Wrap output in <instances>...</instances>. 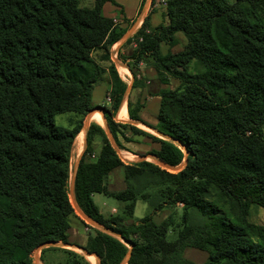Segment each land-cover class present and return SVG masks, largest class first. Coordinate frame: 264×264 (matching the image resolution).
Listing matches in <instances>:
<instances>
[{"label": "trees", "instance_id": "obj_1", "mask_svg": "<svg viewBox=\"0 0 264 264\" xmlns=\"http://www.w3.org/2000/svg\"><path fill=\"white\" fill-rule=\"evenodd\" d=\"M109 1L81 8L78 0H0V264H32L40 245L69 244L78 221L67 190L71 151L105 72L92 54L104 51L109 61L124 34L102 15ZM164 14L166 24L155 28L144 19L131 60L148 57L161 82L178 81L159 92L155 130L167 139L152 137L159 148L149 154L172 168L187 162L175 173L147 161L124 165L103 130L90 124L74 200L122 241L92 229L84 249L99 264H122L128 253L126 264H195L183 258L187 248L207 254L202 264H264V226L247 219L251 205L264 207V0H167ZM178 33L183 49L163 55L161 44L176 46ZM108 73L110 108L101 109L117 144L109 113L118 110L125 85L114 65ZM128 109L139 121L138 106ZM69 113L78 121L55 125L57 115ZM94 137L100 148L87 161ZM116 168L126 188L111 192L107 176ZM94 194L124 203L122 214L101 215ZM139 200L152 213L130 224ZM177 205L179 218L170 213L154 222L153 215ZM46 250H62L66 264H89L67 250Z\"/></svg>", "mask_w": 264, "mask_h": 264}, {"label": "crops", "instance_id": "obj_2", "mask_svg": "<svg viewBox=\"0 0 264 264\" xmlns=\"http://www.w3.org/2000/svg\"><path fill=\"white\" fill-rule=\"evenodd\" d=\"M126 2V0H124ZM135 0L133 9L129 12L125 6V4L119 2L118 0H110L109 2L105 3L102 7V15L106 18H110L113 20H116V25L120 29L124 30V32L127 31V27L130 26V24L134 25L131 28H134V33L137 31L142 23L144 22V19L148 16L149 17V26L151 28H155L159 25H164L166 24L167 20L164 14V4L167 0ZM151 3V4H150ZM122 19V20H119ZM120 21H122L120 23ZM121 40V39H120ZM119 40V41H120ZM117 42L114 44L110 49H109V61H104L103 56L104 52L102 51H95L92 56L95 59V61L104 69V74L100 80L92 89L91 91V106L93 107L92 110L87 114L86 121L88 122V126L83 125L81 128V131L79 134L76 136L74 143H73V149L71 151V156L74 153L75 156L77 157V160H79L84 152V150L87 147L86 143V137L88 133V129L90 124H95L99 126L100 128L106 130L108 128L107 125V119L104 115V111L101 109L102 107H107L110 108V101L107 96H109L110 92V79H109V73H108V67L112 64L114 65L117 74L122 81V83L125 85L126 92L125 94L122 95L121 103L118 108V110L114 114H110L112 122L115 124H126L128 126L135 127L140 131L142 134H135L133 137L132 141L130 139H125L127 133L123 131V133H120L121 131L116 130L115 131V138L118 143L115 144L117 145V150L113 147V141L109 140V143L111 144L112 148L116 151L117 156L119 157L120 161L124 165H128L131 163H137V162H142V161H147L148 158H154L153 155L149 154L152 151H157L159 146L156 142L152 140V137L156 139H164L160 133H158L155 130V127L157 126V116L162 104V99L159 96L160 90L163 89H172V82H176L175 88L178 86V81L175 79H172L170 77L166 78V83L164 84L163 82H158V72L154 68L153 60H150V64L144 62L141 60L138 62V70L141 71V74L146 81V83H154L155 84V92H149L146 87H133V83L135 82V77L131 74V72L128 69L127 62L128 60H121V56L128 50L124 42ZM170 46L167 44H161V52L163 50V55L166 54L167 52L165 49H169ZM173 50V49H171ZM171 53H175L170 51ZM178 52V51H177ZM113 57L116 58V62L113 61ZM148 58V57H145ZM124 63V64H123ZM123 65H125L123 67ZM127 66V67H126ZM136 69V67H135ZM138 78V77H137ZM131 89L128 91L127 88ZM128 104L130 105V108L133 110L134 107L138 106V109L136 111V114L139 118V121H134L131 120L128 116ZM122 110L125 111V117L120 118V113ZM98 111V112H97ZM95 113H98L100 115V120L97 121L95 118H92L91 116ZM90 114V115H89ZM145 125H149L155 130L156 136L147 133L146 131L140 129L139 127L142 126L145 127ZM109 132V131H108ZM82 133V142H78V136ZM110 134V132H109ZM131 134L129 133V136ZM111 137V135H110ZM124 137V138H123ZM125 139L126 142L123 140ZM75 146V148H74ZM91 148L93 149L92 154H88L85 158L87 161L89 160H94L98 151H99V143L97 140H93ZM150 155V156H149ZM139 157L140 161H134ZM156 159V158H154ZM148 162V161H147ZM151 163V162H150ZM107 188L111 192H118V191H123L126 188V184L124 182L123 178V171L121 168H116L112 170L108 176H107ZM96 195H101V194H94L92 195V200L94 203V199ZM109 198V197H108ZM140 201V200H139ZM138 202V201H137ZM136 202V204H137ZM122 203V202H121ZM95 204V203H94ZM123 205L117 206V208L113 205H111V209L107 210V207L104 209L99 208L97 205V209L99 210V213L103 215L104 217H110V216H117L121 215L123 212L124 208V203ZM136 204L134 206V211L133 215L131 218L127 219L126 221L128 223H135L133 222V216L136 210ZM105 205H102V207ZM167 209L168 208H164ZM163 209V210H164ZM161 210V211H163ZM160 211V212H161ZM157 214V213H156ZM153 215V220L154 216ZM169 213L165 211L163 212L160 216V220L162 217H167ZM78 223V222H76ZM157 223V222H156ZM91 228V227H90ZM91 229H96L97 228H91ZM80 231L83 233L85 232V228H83L82 225L80 224H73L71 223V227L68 231V242L69 244L73 245H79V247H85L87 239L90 235H86L83 239L80 237ZM100 231V230H99ZM86 234V233H84ZM189 249V248H187ZM185 249V250H187ZM184 250V251H185ZM183 251V255H184ZM198 251V250H197ZM201 252V251H200ZM207 256V254H206ZM204 256L203 259H206L207 257ZM88 258V256H87ZM90 258V256H89ZM90 261V260H89ZM206 260H204L205 262ZM92 263V261H90ZM99 262V260H98ZM96 263V262H95ZM94 264V263H93Z\"/></svg>", "mask_w": 264, "mask_h": 264}, {"label": "rangeland", "instance_id": "obj_3", "mask_svg": "<svg viewBox=\"0 0 264 264\" xmlns=\"http://www.w3.org/2000/svg\"><path fill=\"white\" fill-rule=\"evenodd\" d=\"M78 1H79V6L81 8H92L93 7L94 0H78ZM118 1L123 3V4H125V6H126V8H127V10L129 12L133 9L134 2H135V0H126V2L124 0H118ZM119 20H122V19H119ZM121 22L122 21H120V23ZM133 26L134 25L130 24V26L126 28L127 31L124 32L123 36L121 37V40L119 41V42L123 41L124 44L127 46L125 48L128 49L120 58H121V60H128V62H127L128 69L131 72V74L133 75V77H135V82L133 83V87H137V86L141 87V88L142 87H146V89H148V91L152 93V92L156 91L155 87H154L155 84L154 83H146V81L144 80V78H143V76L141 74V71L138 70V67H139L138 63H135V62H133L131 60V55L134 52V50H136L137 43H140V41H141L140 39L135 37L134 34L138 30L135 31V33H134V28H131ZM177 39H178V44L176 46H174V47H170L169 49H165L166 52L167 51L168 52L172 51V52L177 53V51L179 52V51H181L183 49L184 44H185V39H184L183 35L181 33H178L177 34ZM171 49H173V50H171ZM102 52H104V51H102ZM161 53H163V50H162ZM150 60L151 59H149V58H144L143 59V61L148 63V64H150L149 63ZM113 61L116 62V58L115 57H113ZM124 66L125 65H123V67ZM152 66H153V64H152ZM135 67H136V69H135ZM158 78H159L158 79V82H159L161 80V77L158 76ZM171 84H172L171 88L174 89L175 86H176V82L174 81ZM127 89L129 91L131 89V87L127 88ZM125 90H126V88H125ZM125 90H124L123 94H125V92H126ZM107 97H108V99L110 101L109 96H107ZM94 115L100 116L98 113H95ZM86 117H87V115L82 120V125L81 126H83L85 124H86V126H88V122L86 121ZM77 121H78L77 116L76 115H72L70 113L69 114L57 115L54 118V123H55L56 126L65 127V128H69L71 125H73ZM125 125L126 124H117L116 130L121 131L120 133H123V131H125L127 133V135H128V136L125 137V139H130V141H132V139L135 136V134H133L130 131V129L127 126H125ZM139 128L144 130V131H146L147 133H150V134L156 136L155 130L152 127H150L149 125H145V127L142 126V128L140 126ZM102 130H103L106 138L109 139L108 136L111 135V133L110 134L108 133L109 130L108 129H106V130L102 129ZM262 131H263V136H264V125L262 126ZM129 133L131 134L130 136H129ZM81 134L78 137H80L82 139V135ZM156 137H158V136H156ZM94 139L98 141L99 148H100V138L94 137ZM113 139L114 138L111 135L109 140L113 141ZM125 139H123V140L126 142ZM113 147L116 150L118 148L114 141H113ZM74 148H75V146H74ZM183 152H184V154L186 156L187 153H185L184 150H183ZM79 160H77V157L75 156L74 153L70 157V175H69V181H68L67 190H68V196H69L70 203H71V205H72V207L74 209L75 217L78 218V221L72 220V225L73 224H77V225L80 224V225L83 226V228H85V232L84 233H86V234H84L82 231H80V237H81V239H83L86 235H90V234L94 235V234H93V231L91 229L93 227L87 221H85L83 219V217H82L83 213L81 212V210L79 209V207L77 206V204H76V202L74 200V193L72 195L73 202L71 201V198H70L71 181H72L73 175H74V173L76 171V168L78 166L77 164H78ZM134 161H140L139 157L136 160H134ZM147 161L158 166V160L157 159L149 157ZM167 171L171 172V173H175L176 172V171L174 172V171H171V170H167ZM94 203H95V205H97L101 209H104V208L107 207V210L111 209V205L115 206L116 208H117V206L119 207V206L123 205L121 202L116 201L115 199L110 198V197L109 198L105 197L103 195H96L95 199H94ZM102 205H105V206L102 207ZM168 210H169V213H171L172 215H176L179 218L180 214H181V205H177V206H175V208H170ZM168 210L164 209L163 211L158 212L156 214V216H154V222L159 223L162 220H164L166 218V216L162 217V219L160 220V217H161L160 215L163 212H165V211L168 212ZM151 213H152V209H151V206L148 205V203H145L143 201H138L137 204H136V210H135V213H134V216H133L134 217L133 218V222L136 223L140 219L144 218L147 215H150ZM247 219H248L249 223H252V224H255V225H258V226H264V207H260L258 205H251V207L249 209V216H248ZM76 222H78V223H76ZM89 227H91V228H89ZM168 239L170 241H172V240L175 239V237H174V235L169 234ZM67 245H69V247H62L60 249L70 251V252L78 255L79 257L84 258V260L87 261L89 264H93V262L91 263L89 261V258H87L80 251V248L84 249V246L83 247H79V245H73V246H72V244H67ZM55 248H58V247H55ZM182 256H183L184 259H186V260H188V261H190L192 263H195V264H202V263H204V260L207 259V258L203 259L204 256H206L205 252H200V251H197V250H194V249L185 250L184 251V255L182 254ZM68 258H69V256L66 253H64L62 250H57V251H55V250H46L44 253H42V249L38 251L37 248H36V250H34L33 253L31 254L32 264H66ZM125 261L126 260H124L122 264H125ZM95 262L96 263H94V264H99L97 258H95Z\"/></svg>", "mask_w": 264, "mask_h": 264}, {"label": "water", "instance_id": "obj_4", "mask_svg": "<svg viewBox=\"0 0 264 264\" xmlns=\"http://www.w3.org/2000/svg\"><path fill=\"white\" fill-rule=\"evenodd\" d=\"M90 115V114H89ZM109 133V132H108ZM164 139H167L166 137H164L163 135H161ZM109 137V139H110V135L108 136ZM154 157V156H153ZM154 158H156V157H154ZM186 158L183 160V163L181 164V165H179V166H177V167H174V168H172V167H169V166H167L165 163H163V162H161V161H159L158 160V166L159 167H161L162 169H166V170H171V171H176V172H179V171H181L182 169H183V167L185 166V164H186ZM78 165V164H77ZM74 178H75V173H74V175H73V178H72V181H71V194H70V198H71V201L73 202V198H72V195H73V192H74ZM82 217H83V219L85 220V221H87L92 227H94V228H97V229H99L101 232H103V233H105V234H108V235H110V236H113V237H115V238H117V239H120L121 240V238L118 236V235H116V234H114L113 232H111V231H109V230H107V229H105V228H103V227H101V226H99V225H97L96 223H94L92 220H90L87 216H85L84 214H82ZM122 241V240H121ZM50 247H58V248H62V247H69V245H67V244H62V243H59V242H47V243H44V244H42V245H40L38 248H37V250L39 251V250H41V249H44V248H50ZM80 251L87 257V256H94L95 258H97L98 259V257L96 256V255H94V254H89V253H87V251H85L84 249H81L80 248ZM129 253L127 254V256H126V258H125V264L127 263V259H128V257H129Z\"/></svg>", "mask_w": 264, "mask_h": 264}, {"label": "bare ground", "instance_id": "obj_5", "mask_svg": "<svg viewBox=\"0 0 264 264\" xmlns=\"http://www.w3.org/2000/svg\"><path fill=\"white\" fill-rule=\"evenodd\" d=\"M91 117L92 118H95L97 121L100 120V116H98V115H94L93 114ZM124 117H125V111L122 110V112L120 113V118H124ZM78 141H79V143H81L82 142V139L80 137H78ZM88 258H89V256H88ZM89 260L92 261L93 263H95V258L92 255L90 256Z\"/></svg>", "mask_w": 264, "mask_h": 264}, {"label": "built area", "instance_id": "obj_6", "mask_svg": "<svg viewBox=\"0 0 264 264\" xmlns=\"http://www.w3.org/2000/svg\"><path fill=\"white\" fill-rule=\"evenodd\" d=\"M113 22L116 24V20H113ZM141 40V38H139Z\"/></svg>", "mask_w": 264, "mask_h": 264}]
</instances>
